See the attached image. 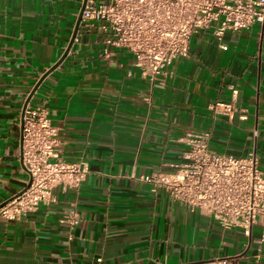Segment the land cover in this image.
I'll use <instances>...</instances> for the list:
<instances>
[{
    "label": "crops",
    "instance_id": "obj_1",
    "mask_svg": "<svg viewBox=\"0 0 264 264\" xmlns=\"http://www.w3.org/2000/svg\"><path fill=\"white\" fill-rule=\"evenodd\" d=\"M83 2L0 0V206L29 182L23 109L67 50ZM77 39L29 107L48 110L63 160L85 162L90 173L80 189L57 187L56 203L27 221L0 219V264H206L235 256L238 264H264L260 225L250 236L224 231L143 181L174 173L189 150L181 140L205 130L212 151L241 158L255 151L264 168V27L228 33L227 50L211 33L197 35L190 57L152 89L131 55L101 57L97 31L81 26ZM216 103L233 113H216ZM71 211L78 224L70 230Z\"/></svg>",
    "mask_w": 264,
    "mask_h": 264
},
{
    "label": "built area",
    "instance_id": "obj_2",
    "mask_svg": "<svg viewBox=\"0 0 264 264\" xmlns=\"http://www.w3.org/2000/svg\"><path fill=\"white\" fill-rule=\"evenodd\" d=\"M264 27V0H87L81 26L100 33L101 57L117 52L134 58L141 76L154 83L175 62L190 57L194 37L209 32L221 43L228 33ZM79 44V39H76ZM150 102V98L146 99ZM216 113L231 115V104L216 103ZM23 165L27 186L0 207V219L25 222L42 205L56 203L54 191L80 189L90 168L85 162L69 163L61 156L58 129L44 106L27 107L22 126ZM212 134L205 130L181 142L189 147L185 162L174 173L156 172L143 177L153 192H166L173 204L218 223L224 231L242 229L250 236L261 226L264 244V168L254 151L233 158L210 149ZM64 222L71 229L77 213ZM72 240V238H69ZM239 256L218 258L206 264H238ZM92 264H103L97 259Z\"/></svg>",
    "mask_w": 264,
    "mask_h": 264
},
{
    "label": "water",
    "instance_id": "obj_3",
    "mask_svg": "<svg viewBox=\"0 0 264 264\" xmlns=\"http://www.w3.org/2000/svg\"><path fill=\"white\" fill-rule=\"evenodd\" d=\"M86 3H87V0H84L83 2V5L80 9V12H79V15H78V18H77V23H76V26H75V30H74V33H73V36L71 38V41L69 43V46L67 48V50L65 51L64 55L62 56V58L56 63V65H54L49 71H47L43 76L42 78L40 79V81L37 83V85L35 86V88L33 89V91L31 92L25 106H24V109H23V114H22V126H23V118H24V114H25V111L27 109V107L29 106L30 104V101L32 100L33 96L35 95V93L37 92V90L39 89V87L41 86V84L44 82V80L50 75L52 74L56 69H58L62 64L63 62L66 60V58L69 56L70 52L72 51L73 49V46L75 44V41L77 39V36H78V33L80 31V27H81V22H82V16H83V12H84V9H85V6H86ZM21 158H22V161H23V134H22V140H21ZM2 206V205H1ZM0 206V207H1Z\"/></svg>",
    "mask_w": 264,
    "mask_h": 264
},
{
    "label": "rangeland",
    "instance_id": "obj_4",
    "mask_svg": "<svg viewBox=\"0 0 264 264\" xmlns=\"http://www.w3.org/2000/svg\"><path fill=\"white\" fill-rule=\"evenodd\" d=\"M219 154H224V153L219 152ZM226 155L231 156V157H233V158H241V157H239V156H234V155H230V154H226Z\"/></svg>",
    "mask_w": 264,
    "mask_h": 264
}]
</instances>
